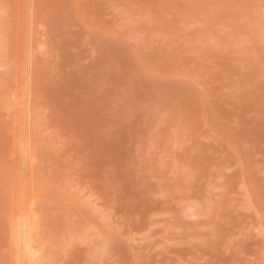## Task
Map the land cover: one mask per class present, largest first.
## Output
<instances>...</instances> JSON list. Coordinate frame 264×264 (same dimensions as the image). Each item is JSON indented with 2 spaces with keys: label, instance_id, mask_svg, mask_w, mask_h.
Wrapping results in <instances>:
<instances>
[{
  "label": "rangeland",
  "instance_id": "obj_1",
  "mask_svg": "<svg viewBox=\"0 0 264 264\" xmlns=\"http://www.w3.org/2000/svg\"><path fill=\"white\" fill-rule=\"evenodd\" d=\"M0 264H264V0H0Z\"/></svg>",
  "mask_w": 264,
  "mask_h": 264
},
{
  "label": "bare ground",
  "instance_id": "obj_2",
  "mask_svg": "<svg viewBox=\"0 0 264 264\" xmlns=\"http://www.w3.org/2000/svg\"><path fill=\"white\" fill-rule=\"evenodd\" d=\"M24 223H25V222H24ZM22 224H23V223H22ZM20 227H21V225H20ZM23 227L25 228V225H24ZM20 229H22V228H20ZM20 229H19V230H20ZM23 230H24V229H23ZM22 234H23V233H22ZM23 236H24V235H23ZM23 236H22V237H23ZM18 238H20V236H19ZM24 240H25V239H23V240H21V241L24 242L23 250L26 252V249H27V248H26V245H25V244H26V241H27V240H25V241H24ZM19 241H20V239H19ZM23 242H21V243L23 244ZM18 244H19V243H18ZM22 244H21V245H22ZM19 245H20V244H19ZM21 245H20V246H21ZM20 246H19V247H20ZM27 246H28V245H27ZM24 247H25V248H24ZM20 249H21V248H20ZM23 250H22V251H23ZM19 251H21V250H19ZM22 251H21V252H22ZM28 251H29V249H28ZM24 254H26V253H24ZM27 254H28V253H27ZM23 256H26V255H23ZM28 256H29V255H28Z\"/></svg>",
  "mask_w": 264,
  "mask_h": 264
}]
</instances>
